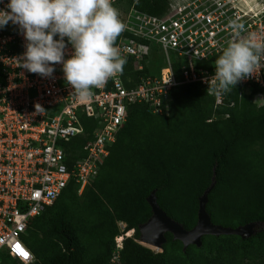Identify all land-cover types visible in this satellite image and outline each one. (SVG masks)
<instances>
[{
    "label": "trees",
    "instance_id": "obj_1",
    "mask_svg": "<svg viewBox=\"0 0 264 264\" xmlns=\"http://www.w3.org/2000/svg\"><path fill=\"white\" fill-rule=\"evenodd\" d=\"M127 1L153 15L169 7V0ZM131 64L123 67L127 86ZM179 66L175 63L178 79ZM256 101L238 83L216 106L200 83H189L174 88L169 113L129 105L110 154L85 192L78 195V186L70 183L32 219L24 240L37 258L33 264H264V228L248 238L205 235L200 247L186 250L170 232L162 252L136 241L139 225L152 214L147 198L153 190L160 207L189 230L213 179L206 206L213 223L235 228L264 222V97ZM95 125L85 122L88 135L78 147ZM118 222L135 234L123 240L113 261Z\"/></svg>",
    "mask_w": 264,
    "mask_h": 264
},
{
    "label": "built area",
    "instance_id": "obj_2",
    "mask_svg": "<svg viewBox=\"0 0 264 264\" xmlns=\"http://www.w3.org/2000/svg\"><path fill=\"white\" fill-rule=\"evenodd\" d=\"M123 1L112 0L125 25L115 46L132 63L133 74L149 71L128 75L131 86L122 71L103 87L92 89L86 101L72 93L60 64L53 65L51 77L17 67L10 60L24 52V38L11 24L0 30V264L36 261L24 240L32 219L42 215L70 183L78 186V195L85 192L110 154L129 105L146 104L155 114L169 113L172 91L189 83H200L215 97L216 106L223 105L226 92L205 82L214 75L215 60L229 41L248 33L264 38V0H169L162 15L134 5L127 8ZM232 21L243 25L239 36ZM154 49L164 55L157 69L150 62ZM72 51L66 41L64 58H70ZM175 63L180 65V79ZM239 84L264 97L259 91L264 89V70L258 78ZM92 121L96 125L89 139L78 147L80 138L88 135L85 122L90 126ZM17 244L27 257L18 253Z\"/></svg>",
    "mask_w": 264,
    "mask_h": 264
},
{
    "label": "clouds",
    "instance_id": "obj_3",
    "mask_svg": "<svg viewBox=\"0 0 264 264\" xmlns=\"http://www.w3.org/2000/svg\"><path fill=\"white\" fill-rule=\"evenodd\" d=\"M5 8H0V30L16 26L25 41L24 52L10 60L17 67L51 77L53 65L60 64L64 80L81 101L122 73L126 59L115 42L125 25L112 0H7ZM230 26L237 36L243 30L235 21ZM65 38L73 49L68 59L64 58ZM261 70L264 38L248 33L228 42L215 60L214 75L205 82L227 92L250 77L258 78Z\"/></svg>",
    "mask_w": 264,
    "mask_h": 264
},
{
    "label": "water",
    "instance_id": "obj_4",
    "mask_svg": "<svg viewBox=\"0 0 264 264\" xmlns=\"http://www.w3.org/2000/svg\"><path fill=\"white\" fill-rule=\"evenodd\" d=\"M215 185L213 179L211 185L206 189L199 199L198 220L192 229H186L184 225L170 217L167 212L160 207L156 190H153L148 196L147 201L151 206L152 214L150 218L139 225L140 237L136 240L147 247H157L163 249V245L167 241L166 233L170 232L175 240L183 243V248L189 245H202V239L205 235H239L242 238H248L255 235L264 228L263 221L250 222L238 227H225L212 222L210 214L207 212L206 206L208 202V193ZM135 229H132L133 236Z\"/></svg>",
    "mask_w": 264,
    "mask_h": 264
},
{
    "label": "rangeland",
    "instance_id": "obj_5",
    "mask_svg": "<svg viewBox=\"0 0 264 264\" xmlns=\"http://www.w3.org/2000/svg\"><path fill=\"white\" fill-rule=\"evenodd\" d=\"M123 4L127 8H129L131 6V5H129V3H128L127 0H124L123 1ZM162 56L164 58L163 52L161 50L154 49V50H151L150 51V62H151V66H153L154 69H157L161 65V63H162L161 62L162 61ZM126 63H128V62H126ZM250 93H251V91H250ZM262 93H263V96H264V92H262ZM256 94L259 95V93H256ZM258 99H259V96H257V101L256 102H259ZM259 103H257L258 106H259ZM82 200L83 199H80V201H82ZM118 226H119L120 233L114 239L115 248L113 249V257H112L113 261H117L118 260V258H119V251H120V249L123 246V240L126 237H128V235H127V232L128 231H125L126 224L124 222H122V223L121 222H118ZM40 236H42V234ZM150 248L152 250L156 251V252H162L163 251V249H160V248H157V247H150Z\"/></svg>",
    "mask_w": 264,
    "mask_h": 264
},
{
    "label": "snow or ice",
    "instance_id": "obj_6",
    "mask_svg": "<svg viewBox=\"0 0 264 264\" xmlns=\"http://www.w3.org/2000/svg\"><path fill=\"white\" fill-rule=\"evenodd\" d=\"M15 249L18 251L19 254L23 255L24 257H27L28 254L23 251L19 244L15 245Z\"/></svg>",
    "mask_w": 264,
    "mask_h": 264
},
{
    "label": "bare ground",
    "instance_id": "obj_7",
    "mask_svg": "<svg viewBox=\"0 0 264 264\" xmlns=\"http://www.w3.org/2000/svg\"><path fill=\"white\" fill-rule=\"evenodd\" d=\"M122 223V222H121ZM132 234V230H129L128 232H127V235H131Z\"/></svg>",
    "mask_w": 264,
    "mask_h": 264
}]
</instances>
